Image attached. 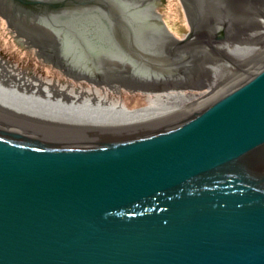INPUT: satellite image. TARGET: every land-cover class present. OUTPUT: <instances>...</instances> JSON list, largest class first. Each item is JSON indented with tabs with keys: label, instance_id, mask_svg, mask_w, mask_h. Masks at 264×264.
I'll return each instance as SVG.
<instances>
[{
	"label": "water",
	"instance_id": "1",
	"mask_svg": "<svg viewBox=\"0 0 264 264\" xmlns=\"http://www.w3.org/2000/svg\"><path fill=\"white\" fill-rule=\"evenodd\" d=\"M198 1L141 34L116 0H0L1 62L182 113L105 125L0 86V264H264V0Z\"/></svg>",
	"mask_w": 264,
	"mask_h": 264
},
{
	"label": "bare ground",
	"instance_id": "2",
	"mask_svg": "<svg viewBox=\"0 0 264 264\" xmlns=\"http://www.w3.org/2000/svg\"><path fill=\"white\" fill-rule=\"evenodd\" d=\"M5 63L0 61V86H6V92L55 108H68V113L101 124L137 128L182 114L171 105L169 110L150 104L133 110L97 88L86 85L84 90L67 84L53 85L50 80L31 76Z\"/></svg>",
	"mask_w": 264,
	"mask_h": 264
},
{
	"label": "flooded vegetation",
	"instance_id": "3",
	"mask_svg": "<svg viewBox=\"0 0 264 264\" xmlns=\"http://www.w3.org/2000/svg\"><path fill=\"white\" fill-rule=\"evenodd\" d=\"M116 1L119 2L123 6L124 10L130 14L131 19L134 22H136V20H139V19H145L148 21L145 24H142V22H141V24L139 25L140 27L137 28V32L139 31V33H141V34H145V33L152 34V33H154L155 28L160 29L161 27L166 26L163 22V19L160 16V13L157 11V7H156L157 6V0H140V1H142L143 5L141 6L140 9H136V10L133 8V6L136 5L135 0H116ZM179 1L182 3L184 11H185L186 16H187V19L189 21L190 19H189V14L187 11V5L189 6V5L194 4L197 6V3L199 1L198 0H185V1L179 0ZM200 1H201V4H203V7L201 9H199L200 10L199 12L196 11L197 13H192L191 17H195V19H199L201 21H207V20L213 21V19L218 20L221 18H226V16H228L229 9L227 7V4H225V7H224V1L223 0H200ZM148 10L150 11V13ZM203 10H206V11L211 10L210 19H207L208 18V16L206 15L207 13H204ZM141 13L144 15H141ZM158 16H159V18H158ZM158 19L160 20V22ZM154 21H155V23H154ZM91 27L94 29L95 32H101L100 28L97 25L96 26L91 25ZM60 44H61V46L66 47V45L68 44V41L65 39V41L61 42ZM71 44L75 47L76 51H78L77 44H75V42H72V41H71ZM105 46L108 47L107 44ZM108 48H109V51L114 50L113 48H110V47H108ZM61 51H62L61 53H66L63 50H61ZM75 53H77V52H75ZM78 58L79 57L75 56L76 60L73 61V63H75L77 66L83 65L85 68L88 67L89 69H91V68L93 69V68L98 67L97 61H95L96 63L93 61L86 62L85 60H82L80 58L78 59ZM92 62H93V64H92ZM52 63H54V65L57 63L61 64L60 66H62V67L63 66L66 67V64H67V63H65V61L62 62L60 60H58L57 62L52 61ZM94 63H95V65H94ZM91 64L93 66H91ZM55 66H57V65H55ZM136 73H137V71H134V73H132V75H131V78H129V79H132L133 81L142 80V81H146L147 83H150V84L153 83L152 86L154 85L155 87H166L165 83H163V86H160L162 83L147 80L148 76L141 74L139 71H138L139 74H136ZM100 77L103 78V76H100ZM177 80H179V79H177ZM139 81H136V83H139Z\"/></svg>",
	"mask_w": 264,
	"mask_h": 264
},
{
	"label": "rangeland",
	"instance_id": "4",
	"mask_svg": "<svg viewBox=\"0 0 264 264\" xmlns=\"http://www.w3.org/2000/svg\"><path fill=\"white\" fill-rule=\"evenodd\" d=\"M3 57H4V60H5L6 62H8L10 65L15 66L19 71H22L19 62H10V56H3ZM23 72H24V71H23ZM26 73H27V72H26ZM28 74H29V73H28ZM29 75L40 77V78H42V79L45 80V81L50 80V78H49V76H48L47 73H46V74H36V75L29 74ZM50 81H51V80H50ZM63 84H64V83H63ZM87 86H89V85H87ZM108 98H109V97H108ZM114 98H115V97H114ZM117 98H118V96H117ZM111 99H112V98H111ZM121 101H123L124 104H125L128 108L133 109V110L143 109V108H145L146 106H148V104H146V103H143V102H140V101H136V100H133V99H130V98H124V99H122ZM48 106H50V105H48ZM50 107L55 108V107L52 106V105H51ZM56 109H60V110L65 111V112H69V109H68V108H67V109H66V108H56Z\"/></svg>",
	"mask_w": 264,
	"mask_h": 264
}]
</instances>
